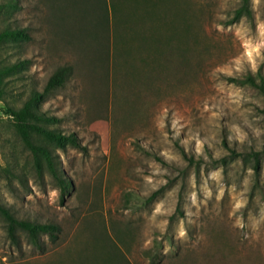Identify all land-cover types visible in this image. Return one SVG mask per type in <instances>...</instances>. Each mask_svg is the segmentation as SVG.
<instances>
[{
  "label": "rangeland",
  "instance_id": "obj_1",
  "mask_svg": "<svg viewBox=\"0 0 264 264\" xmlns=\"http://www.w3.org/2000/svg\"><path fill=\"white\" fill-rule=\"evenodd\" d=\"M158 1L127 33L162 32L160 52L142 41L124 56L118 0H0V31L31 35L0 50V65L26 61L0 84V202L60 228L36 245L0 212V264H264V94L230 79L264 75V0L231 24L241 0ZM65 65L40 103L81 144L50 145L62 198L6 109Z\"/></svg>",
  "mask_w": 264,
  "mask_h": 264
},
{
  "label": "trees",
  "instance_id": "obj_2",
  "mask_svg": "<svg viewBox=\"0 0 264 264\" xmlns=\"http://www.w3.org/2000/svg\"><path fill=\"white\" fill-rule=\"evenodd\" d=\"M141 1L145 2V7L150 4L151 7L154 8L153 5L155 4V0H118V54L120 55L122 54L125 56V53L128 54L129 51L133 52L136 50L135 43L142 45L141 43L145 42L146 46L152 45L151 48L155 53H159V48L161 49L162 47V32L154 30L155 28L152 32L147 34L144 33V35L136 36V38L133 36L130 37L127 33H131V31L135 30L133 25L137 27L140 26L138 19L139 13H137V17L135 16L132 18L131 12L134 11ZM159 1L157 3H159ZM145 13L146 17L155 18L156 14L153 11L147 10V8L144 9V15ZM243 17L250 20L254 19L251 0H241L240 6L236 9L233 18L228 20V23H235ZM30 39L31 35L25 28H5L0 31V50L8 43L27 41ZM25 68V60L0 65V84L3 85L6 77L18 74ZM69 73L70 66H61L49 78L44 91L32 89L29 97L22 106H8L6 109L13 122L16 134L20 137L26 148L33 154L36 170L42 174L45 166L47 167L61 189L62 198L68 193L71 183L58 169L50 145L64 148L67 145L81 147V144L75 135L64 134L54 127L58 122V118L55 115L42 111L40 103L46 99V96L51 91H55L65 85ZM230 79L238 84H247L254 87L264 94V75L262 73H258L257 76L249 74L245 77H231ZM252 156L254 161L253 168L256 174H259L261 169V154L260 152H254ZM155 195L156 192L149 197V200L154 199ZM0 212L8 223L9 233L12 237L15 236L16 229L20 228L28 233L29 237L36 245H39L41 235L47 234L52 239H55L60 229L55 223H41L27 219H18L6 206L1 204V202ZM119 255L118 253V261L125 260L126 264H129L126 258H122V256Z\"/></svg>",
  "mask_w": 264,
  "mask_h": 264
}]
</instances>
